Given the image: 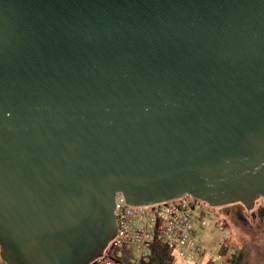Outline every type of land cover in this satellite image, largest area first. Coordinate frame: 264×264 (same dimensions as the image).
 I'll list each match as a JSON object with an SVG mask.
<instances>
[{"label": "water", "instance_id": "water-1", "mask_svg": "<svg viewBox=\"0 0 264 264\" xmlns=\"http://www.w3.org/2000/svg\"><path fill=\"white\" fill-rule=\"evenodd\" d=\"M117 194L264 195V0H0V259L94 264Z\"/></svg>", "mask_w": 264, "mask_h": 264}, {"label": "built area", "instance_id": "built-area-1", "mask_svg": "<svg viewBox=\"0 0 264 264\" xmlns=\"http://www.w3.org/2000/svg\"><path fill=\"white\" fill-rule=\"evenodd\" d=\"M214 207L187 194L146 205H130L117 194L116 230L103 253L111 261L146 264L160 243L173 251V264H232L235 250Z\"/></svg>", "mask_w": 264, "mask_h": 264}, {"label": "rangeland", "instance_id": "rangeland-1", "mask_svg": "<svg viewBox=\"0 0 264 264\" xmlns=\"http://www.w3.org/2000/svg\"><path fill=\"white\" fill-rule=\"evenodd\" d=\"M214 208L215 218L227 228V234L230 236L234 250L244 251L249 264H264V223L258 230L254 227H244L233 217L225 215L220 207ZM100 258L96 261L97 264H110L107 258ZM0 264L6 263L0 259Z\"/></svg>", "mask_w": 264, "mask_h": 264}, {"label": "flooded vegetation", "instance_id": "flooded-vegetation-1", "mask_svg": "<svg viewBox=\"0 0 264 264\" xmlns=\"http://www.w3.org/2000/svg\"><path fill=\"white\" fill-rule=\"evenodd\" d=\"M220 208L225 215L233 217L244 227H254L258 230L260 225L264 223V195H257L248 203L237 201ZM101 258H107L108 261H111L106 253H103ZM97 260L94 261V264H97Z\"/></svg>", "mask_w": 264, "mask_h": 264}, {"label": "trees", "instance_id": "trees-1", "mask_svg": "<svg viewBox=\"0 0 264 264\" xmlns=\"http://www.w3.org/2000/svg\"><path fill=\"white\" fill-rule=\"evenodd\" d=\"M173 261V251L160 243H155L152 245V253L150 255L149 261L146 264H173ZM114 262L110 261V264H127L125 260L121 259H116ZM231 263L249 264V261L244 251L237 250L231 259Z\"/></svg>", "mask_w": 264, "mask_h": 264}]
</instances>
